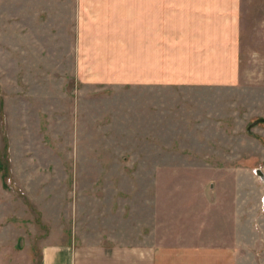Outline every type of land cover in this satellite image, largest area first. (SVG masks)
Returning <instances> with one entry per match:
<instances>
[{
  "label": "rangeland",
  "instance_id": "1",
  "mask_svg": "<svg viewBox=\"0 0 264 264\" xmlns=\"http://www.w3.org/2000/svg\"><path fill=\"white\" fill-rule=\"evenodd\" d=\"M74 9V0H0V179L12 197L1 227L19 235L6 260L23 261L45 237L60 242L63 225L81 264L102 247L127 246L138 264L156 245L223 236L234 238L235 264H264V0H240L238 82L202 89L78 81ZM24 154L48 173L41 191L14 187L10 157ZM220 195L254 209L218 224Z\"/></svg>",
  "mask_w": 264,
  "mask_h": 264
},
{
  "label": "crops",
  "instance_id": "2",
  "mask_svg": "<svg viewBox=\"0 0 264 264\" xmlns=\"http://www.w3.org/2000/svg\"><path fill=\"white\" fill-rule=\"evenodd\" d=\"M74 1L72 49L74 75L78 81L92 84L134 83L145 90H156L160 87L202 89L231 86L239 80L240 0ZM41 111L47 114L48 109L41 108ZM150 111L155 113L156 109ZM47 117H44L46 121ZM151 122L152 129H156L159 123L155 120ZM154 134L158 140L156 132ZM16 156L11 155L9 170L14 187L20 190L24 187L28 191L34 184L35 190L41 191L47 180L37 178L42 173L47 175V171L28 168L33 165L32 154ZM260 182L263 183L262 180ZM258 188L261 195L263 185ZM245 191L240 188L231 190L241 194ZM8 197L12 198L3 191L0 179V264H30L36 249L39 250L40 264H81V252L75 244V237L63 233V225V236L59 233L56 236L60 242L49 241L47 238L52 236H48L42 239L43 243H37L36 248L25 250L23 261L6 260L11 256L10 245L6 242L19 239V235L12 230V222L7 231L1 227V223H5L10 216L4 215L3 210V202ZM216 198L213 221L218 224H237L242 218L241 213L254 209L249 204L240 206V203L233 202L225 205L227 196ZM4 219L5 222L2 221ZM229 237H221L217 244L156 245L146 252L148 259L145 258V263L140 260L138 264H235L238 250L234 238ZM111 248L102 247L99 256L95 251L87 252L90 260L86 264L130 263L127 246ZM140 253L144 257V252ZM99 257H102L103 263L96 260Z\"/></svg>",
  "mask_w": 264,
  "mask_h": 264
},
{
  "label": "water",
  "instance_id": "3",
  "mask_svg": "<svg viewBox=\"0 0 264 264\" xmlns=\"http://www.w3.org/2000/svg\"><path fill=\"white\" fill-rule=\"evenodd\" d=\"M256 173L261 178V180L264 181V174L260 170H257Z\"/></svg>",
  "mask_w": 264,
  "mask_h": 264
}]
</instances>
